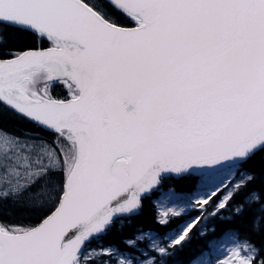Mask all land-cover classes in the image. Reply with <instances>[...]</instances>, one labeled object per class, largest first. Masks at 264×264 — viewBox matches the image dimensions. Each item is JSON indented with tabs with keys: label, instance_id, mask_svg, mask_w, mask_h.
Masks as SVG:
<instances>
[{
	"label": "snow or ice",
	"instance_id": "6c2138e0",
	"mask_svg": "<svg viewBox=\"0 0 264 264\" xmlns=\"http://www.w3.org/2000/svg\"><path fill=\"white\" fill-rule=\"evenodd\" d=\"M0 264H264V0H0Z\"/></svg>",
	"mask_w": 264,
	"mask_h": 264
},
{
	"label": "trees",
	"instance_id": "16d2710c",
	"mask_svg": "<svg viewBox=\"0 0 264 264\" xmlns=\"http://www.w3.org/2000/svg\"><path fill=\"white\" fill-rule=\"evenodd\" d=\"M12 126L13 125L10 123L9 127L11 128ZM204 245L205 241L203 239L194 240L190 252L182 258L187 261V259L195 257L199 253L200 249L204 247Z\"/></svg>",
	"mask_w": 264,
	"mask_h": 264
}]
</instances>
